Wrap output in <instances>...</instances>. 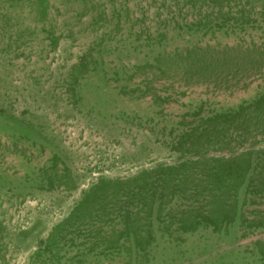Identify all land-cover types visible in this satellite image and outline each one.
<instances>
[{"label":"rangeland","instance_id":"obj_1","mask_svg":"<svg viewBox=\"0 0 264 264\" xmlns=\"http://www.w3.org/2000/svg\"><path fill=\"white\" fill-rule=\"evenodd\" d=\"M0 264H264V0H0Z\"/></svg>","mask_w":264,"mask_h":264}]
</instances>
